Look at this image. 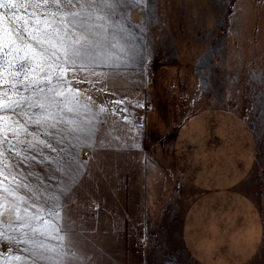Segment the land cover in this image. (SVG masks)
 Here are the masks:
<instances>
[{"label":"rangeland","instance_id":"rangeland-1","mask_svg":"<svg viewBox=\"0 0 264 264\" xmlns=\"http://www.w3.org/2000/svg\"><path fill=\"white\" fill-rule=\"evenodd\" d=\"M23 12L0 8V32ZM82 19L60 25L67 57L22 34L0 60L7 80L26 58L30 85L8 92L25 114L0 115L19 119L0 148L19 211L0 264H195L182 222L198 171L248 159L264 217V0H96Z\"/></svg>","mask_w":264,"mask_h":264},{"label":"crops","instance_id":"crops-1","mask_svg":"<svg viewBox=\"0 0 264 264\" xmlns=\"http://www.w3.org/2000/svg\"><path fill=\"white\" fill-rule=\"evenodd\" d=\"M235 162V170H200L192 180L196 195L184 214L182 237L195 264H252L262 251L263 212L247 179L254 165Z\"/></svg>","mask_w":264,"mask_h":264},{"label":"snow or ice","instance_id":"snow-or-ice-1","mask_svg":"<svg viewBox=\"0 0 264 264\" xmlns=\"http://www.w3.org/2000/svg\"><path fill=\"white\" fill-rule=\"evenodd\" d=\"M96 0H25L22 4H15L9 2V0H0V8L5 9H24L23 12V23L19 25H14L13 28L4 29L0 32V60L5 56H12L15 52L19 51V48L16 45L15 39H10L15 36L19 38L22 34H27L31 39L36 40L38 44H49L52 49H57L58 45L56 40L59 41V48L64 49V37L67 36V29L62 28L60 25L62 23H67L68 25L75 27L77 23L83 24L84 20L82 19V13L84 7H90L95 4ZM106 3L107 0H104ZM140 2V0H137ZM78 5L80 7H78ZM55 7V11L52 12L51 8ZM67 8V11L64 9ZM60 16L61 19L59 22L55 21V17ZM52 20V23H49V20ZM41 20L44 21L43 31L47 32V29H51V33L47 34L45 37H40L39 33L42 31L37 27ZM33 32L37 35H33ZM56 38V40L53 39ZM27 51H30V46L26 48ZM48 53L51 56H56V51L48 52L47 48L42 50V55ZM65 57L68 56L66 49L63 51ZM74 55H79V52L74 53ZM26 67V58L24 60L17 61L13 64L11 61L8 62V73L7 80L16 81L15 83H7V80L4 75H0V84L7 83V89L0 88V115L5 113H11L17 118L24 115L26 98H20L17 100H12L8 96V92L14 91L19 92L20 87L18 85H23L24 90H27L30 85L26 84L24 80H19L18 76L20 73L24 72ZM4 68V64L0 63V69ZM15 68V72L11 69ZM19 119L17 120V126L14 127L12 124L0 122V148L4 144L9 145V152H12L15 148V145L11 143L8 139L9 134L15 136L19 131ZM18 154V153H16ZM0 167H6L0 165ZM0 176H3V172H0ZM7 177L4 180H0V185H3ZM15 180V178H12ZM7 193V195H5ZM12 195L11 188L0 187V241L7 239L6 229L12 228L19 220V211L17 206L14 205L12 201L9 200V196ZM8 215L13 216L12 221H7L6 217ZM62 239V237H61Z\"/></svg>","mask_w":264,"mask_h":264}]
</instances>
